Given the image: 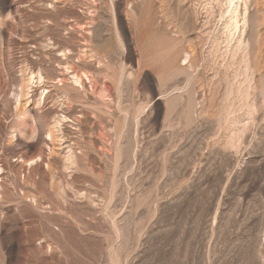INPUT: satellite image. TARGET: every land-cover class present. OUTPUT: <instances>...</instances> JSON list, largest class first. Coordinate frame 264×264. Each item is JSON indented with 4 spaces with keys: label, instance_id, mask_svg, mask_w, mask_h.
Masks as SVG:
<instances>
[{
    "label": "rangeland",
    "instance_id": "rangeland-1",
    "mask_svg": "<svg viewBox=\"0 0 264 264\" xmlns=\"http://www.w3.org/2000/svg\"><path fill=\"white\" fill-rule=\"evenodd\" d=\"M246 2L248 61L225 0H0V264H264V0Z\"/></svg>",
    "mask_w": 264,
    "mask_h": 264
},
{
    "label": "bare ground",
    "instance_id": "bare-ground-1",
    "mask_svg": "<svg viewBox=\"0 0 264 264\" xmlns=\"http://www.w3.org/2000/svg\"><path fill=\"white\" fill-rule=\"evenodd\" d=\"M241 3L243 4V8L240 7ZM132 7L133 6L130 5V9H132ZM247 17L248 16H247V2H246V0H225V7L220 12V19L224 18L223 33L225 34V39H226L227 42H230L231 40H233L235 35L238 33L239 40H236V39L235 40H236V42L238 41L239 48L241 47L242 50H243L242 52H244L242 58L244 57L245 59H243V60H245V61H248L247 58H248V53H249L248 51L249 50L247 48L248 47L247 43L243 42V40H242V35H243L244 31L246 30L245 27L247 26L246 25L247 24ZM214 44L215 43H212V46H214ZM234 47H235V45H234ZM235 48H238V47H235ZM189 57H190V53L189 52H185L183 54V56H182V60H181L182 64L181 65L187 64L189 62V60H190ZM105 67H106L107 70H110V68H111L110 64H106ZM120 74H122V73L118 74V77H117V80H116V85L118 87H119L120 79L122 78V75H120ZM41 78H42V76L40 74L35 75L33 72L28 73L26 75L25 79H24L25 83L21 86V89H20V92H19L20 94L18 95V99L16 98V100H18V102H19L21 97L23 96L24 92L27 91V89L29 88L31 83H34V80H35V82H37V80L41 81ZM70 79H71V83L69 85L70 88H72L74 90H78L79 87H82V80L83 79L89 80V77H88V75L86 73L82 72V73H73L71 75ZM60 80L61 79H58V81H60ZM44 91L45 90L43 89V92ZM142 111H143V109L137 108L136 109V113H137L136 116H138ZM64 119L66 120V116L65 115H61L59 119L54 121V124H53V127H52L53 129H50L47 132L48 139L51 140L53 138L54 134H56L58 131H61V128H60L61 121H63ZM135 122H137V118L135 119ZM113 130H114L116 136L119 137L121 135L122 128L119 125V121L118 120H115V124L113 126ZM66 154H67L68 160L72 161L73 160L72 151L70 149H68Z\"/></svg>",
    "mask_w": 264,
    "mask_h": 264
}]
</instances>
